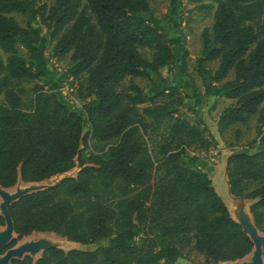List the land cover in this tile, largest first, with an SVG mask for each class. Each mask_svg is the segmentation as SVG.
<instances>
[{
    "label": "trees",
    "instance_id": "trees-1",
    "mask_svg": "<svg viewBox=\"0 0 264 264\" xmlns=\"http://www.w3.org/2000/svg\"><path fill=\"white\" fill-rule=\"evenodd\" d=\"M167 1L174 13L177 0ZM197 1L212 9V23L201 32L196 70L204 77L203 64L216 60L209 77L216 84L213 93L232 100L218 115L217 133L247 124L252 115L264 130V0ZM11 12L25 15L26 25ZM47 44L52 56H67L73 80L84 75L73 91L81 112L57 96V82L48 81ZM140 47L151 49L149 59ZM173 47L181 52L184 74L181 38L162 32L146 0H0V186L12 187L17 179L40 182L78 168L7 207L15 233L7 247L32 232L80 244L106 240L91 249L46 248L36 259L25 255L11 264H178L190 255L200 256L199 264H217L251 251L210 178L194 165V152L206 150L212 136L169 109L184 104L178 88L165 91L159 78V69L174 59ZM229 72L232 77L223 81ZM125 77L157 81L144 93L132 82L124 88ZM39 78L25 109L10 79ZM184 86L194 94L191 84ZM163 119L166 136L153 156L143 136L149 124ZM91 140L107 143L105 151L80 156ZM259 140L264 143V134ZM224 173L230 194L250 201L251 219L264 232V145L231 152ZM113 187L117 198L105 203L99 192ZM69 198L79 200L78 207Z\"/></svg>",
    "mask_w": 264,
    "mask_h": 264
},
{
    "label": "rangeland",
    "instance_id": "rangeland-1",
    "mask_svg": "<svg viewBox=\"0 0 264 264\" xmlns=\"http://www.w3.org/2000/svg\"><path fill=\"white\" fill-rule=\"evenodd\" d=\"M43 0H39L41 2ZM47 4H51L53 0H44ZM151 15L158 21L161 26V30L168 36H178L182 40V45L185 49L184 61L186 63L185 73L181 74L179 68V58L181 52L177 47L172 48L174 59L172 63L166 67L159 69V78L162 80L161 85L165 91L170 86H174L179 90V96L182 97L183 105L170 104L169 109L173 110L175 114H181L186 117L190 122L199 123L203 126L208 133L212 136L210 146L206 150H197L194 152L196 156L195 167L206 172L210 178L211 183L216 193L221 199H227V183L224 177L223 164L226 157L235 151H247L252 152L260 149L264 143L259 140L261 134H264V130H260L255 126V115L249 117L247 124L245 125H232L227 131L221 136L217 133L216 122L220 111L231 103L230 99H226L221 95H215L213 93L214 87L216 86L209 77L214 71L217 61H210L203 64L202 69L205 71L204 77H201L196 70L195 59L200 54L201 49V32L204 28L208 29L212 23V9L205 10L200 6L201 3L197 0H177L174 6V13L169 10L167 0H146ZM9 15L13 16L16 21L21 25L25 26L27 18L25 15L18 12H11ZM32 26H37V21L30 23ZM69 24L66 25L68 27ZM139 52L147 59L150 58L151 49L146 47H140ZM4 56V55H2ZM44 60L50 70L48 81L59 83V89L57 90L58 97H67L65 95V86L69 85L70 82L74 84V89L79 82H82L84 75H80L75 80L72 79L67 73V56L56 58L51 54V45L47 44L44 51ZM232 73L229 72L223 81L230 79ZM43 79L39 78L37 81L32 79H10L9 86L17 91V94L21 98L22 107L25 109L30 108V99L32 97L30 87L34 82H41ZM157 81L155 78L146 77H125L122 81V86L127 88V85L132 82L136 84L142 92H147L151 85V81ZM189 83L194 89V94L189 88L185 87L184 84ZM75 92V91H74ZM74 92L70 95L71 100L75 106L80 110V102L74 96ZM143 105L138 106L140 111ZM146 121L150 123V119L146 118ZM168 121L163 119L158 125L149 124V128L144 134L145 143L151 155L154 156V152L157 146L166 136ZM107 143L88 141L86 145H82L79 151L80 156H86L88 153L100 154L105 151ZM223 166V167H222ZM78 168L75 166L69 171L61 174L52 176L46 180L37 182L39 185H50L57 181L64 175L72 176ZM221 172L219 175L218 172ZM217 174V175H216ZM23 184V183H22ZM21 184V185H22ZM15 185V184H14ZM10 187L12 189L14 187ZM100 198L105 203H111L117 198V190L113 187L109 192H99ZM74 207H78L79 200L73 198L68 199ZM224 202V201H223ZM249 200H243L244 208L247 210ZM236 205V204H235ZM229 213L232 214L230 207L228 206ZM1 228V226H0ZM264 233L262 231H259ZM40 237L48 238L51 241L57 242L58 247L63 250L71 248L78 249H91L99 245L105 244V238H100L97 241L80 244L71 241H67L65 238L60 237L51 232H32L31 234L22 237L20 241L37 239ZM39 256L36 254L33 258ZM247 258V257H246ZM201 261L200 256L190 255L182 257L177 260L178 264H199ZM217 264H227V262H219Z\"/></svg>",
    "mask_w": 264,
    "mask_h": 264
},
{
    "label": "water",
    "instance_id": "water-1",
    "mask_svg": "<svg viewBox=\"0 0 264 264\" xmlns=\"http://www.w3.org/2000/svg\"><path fill=\"white\" fill-rule=\"evenodd\" d=\"M223 166L225 167V162ZM223 175L225 177V173ZM55 182L50 185H39L37 184V182L23 183L20 179H17L14 185V189L11 191H8L10 187L3 188L0 186V216L3 219V225L0 228V248L7 247L10 241L15 238L12 221L8 213L7 207L19 197L30 192L41 190L43 188L51 186ZM227 190L228 194L234 200V204H236L237 208L240 209L239 211L238 209L232 211L231 217L240 225L242 231L246 233L252 243L251 251L246 256H244L242 259L228 261L227 264H263L264 257L262 255V245L264 244V233L259 232V230L255 227L248 212V209L247 212L250 216V221H248V219L243 214V209H245L243 205L244 199L231 195L228 189V184ZM50 247L60 248L58 247L57 242L51 241L45 237L16 242L14 245L5 248V250L0 253V264H11L10 262L12 259H21L25 255H28L31 258H33L36 254H39L40 256L43 250ZM39 256L33 259H36ZM245 257L247 258L245 259Z\"/></svg>",
    "mask_w": 264,
    "mask_h": 264
},
{
    "label": "bare ground",
    "instance_id": "bare-ground-1",
    "mask_svg": "<svg viewBox=\"0 0 264 264\" xmlns=\"http://www.w3.org/2000/svg\"><path fill=\"white\" fill-rule=\"evenodd\" d=\"M221 172L222 171L218 172V174L220 175ZM13 189H14V187L12 189H8V191H11ZM223 200L225 202V205H226L227 209H228V206L230 207L231 211H234V210L238 209L237 206L234 204V200L232 199V197L228 193H227V199H223ZM239 210L240 209H238V211ZM243 211H244L243 214L245 215V217L248 219V221H250V216H249L247 210L246 209H243ZM231 216H232V214H231ZM245 259H246V257H245ZM263 264H264V262H263Z\"/></svg>",
    "mask_w": 264,
    "mask_h": 264
},
{
    "label": "built area",
    "instance_id": "built-area-1",
    "mask_svg": "<svg viewBox=\"0 0 264 264\" xmlns=\"http://www.w3.org/2000/svg\"><path fill=\"white\" fill-rule=\"evenodd\" d=\"M57 84H59V83H57ZM60 87H59V85H58V88H57V90L59 89ZM73 91H74V86L73 85H71V84H69V85H67V86H65V95H67V99H69V97H70V95L73 93ZM65 98V97H64Z\"/></svg>",
    "mask_w": 264,
    "mask_h": 264
},
{
    "label": "crops",
    "instance_id": "crops-1",
    "mask_svg": "<svg viewBox=\"0 0 264 264\" xmlns=\"http://www.w3.org/2000/svg\"><path fill=\"white\" fill-rule=\"evenodd\" d=\"M231 102H232V100H231ZM76 243V242H75ZM78 249V248H77Z\"/></svg>",
    "mask_w": 264,
    "mask_h": 264
}]
</instances>
